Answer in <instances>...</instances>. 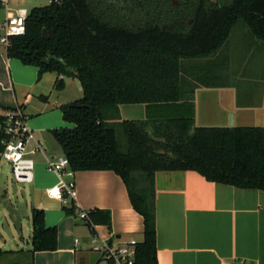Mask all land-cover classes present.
Segmentation results:
<instances>
[{"label":"trees","instance_id":"1","mask_svg":"<svg viewBox=\"0 0 264 264\" xmlns=\"http://www.w3.org/2000/svg\"><path fill=\"white\" fill-rule=\"evenodd\" d=\"M134 1L149 16L133 25L102 12L97 0L34 7L25 32L10 37L6 54L35 66L38 77L55 72L56 89L63 87L62 77L80 81L82 97L59 106L63 120L74 125L50 133L73 171L111 170L121 177L142 217L133 264H157L155 172L194 170L210 181L264 190V127L195 126L194 90L210 82L200 69L195 77L187 72L192 61L200 65L215 55L238 23L264 43V0H178V6ZM167 11L176 14L165 20ZM130 104H143L145 117L119 119V107ZM3 120L0 115L1 126ZM2 138L0 128V152ZM66 210L73 212V201ZM87 215L91 227L110 224L108 210ZM30 241V254L57 247V229L45 226L41 208L31 210ZM13 252L0 248V258Z\"/></svg>","mask_w":264,"mask_h":264},{"label":"crops","instance_id":"2","mask_svg":"<svg viewBox=\"0 0 264 264\" xmlns=\"http://www.w3.org/2000/svg\"><path fill=\"white\" fill-rule=\"evenodd\" d=\"M256 45L264 50V43ZM57 77L55 72H45L37 79L35 66L9 58L6 47L0 44V115L6 110L20 108L35 139L42 142L41 135L34 131V128H45L40 119L56 120L53 110L72 102L65 97L64 86L55 88ZM213 79L208 85H199L194 90L195 126L232 127L228 117L231 111L233 126L264 127V73L256 92L233 83L232 80L238 81V78H232V74L214 76ZM30 109L39 117L29 121ZM144 117L143 104L119 107V119ZM51 129L54 128L46 131L53 138ZM32 144L30 142L29 146ZM37 154L39 156L34 159ZM61 154L60 146L59 152L44 146V153L32 155L35 164L30 215L25 224L19 223V241L23 242V230L31 237L32 208H41L45 226L57 229L56 249L30 254V239L26 241L27 245L18 243L16 213L4 209L11 236L8 238L2 227L0 248L17 252L5 254L0 258L1 262L110 264L91 251L92 234L114 247L131 239L142 240V217L133 209L121 177L111 170L74 171L76 194L71 200L74 209L71 213L66 210L69 202L47 195L46 190L57 183L58 175L46 168V157ZM153 188L157 264H264V190L210 181L194 170L157 171ZM95 208L110 212L109 225L91 227L79 217L80 210L87 212Z\"/></svg>","mask_w":264,"mask_h":264},{"label":"rangeland","instance_id":"3","mask_svg":"<svg viewBox=\"0 0 264 264\" xmlns=\"http://www.w3.org/2000/svg\"><path fill=\"white\" fill-rule=\"evenodd\" d=\"M50 1L51 0H8L9 11H7V13H13L17 9L22 8H25L29 12L34 7L47 5ZM5 14L6 10H4L3 6L0 4V20ZM258 42L260 41L256 40L251 35L249 29L245 25L238 23L232 28L226 40V45H224V50L220 49L216 53V56L213 55L210 59H207L208 61L203 59L205 62L200 65L196 63L198 60L192 61L191 64H188L192 65V67L187 69L188 75H193L195 77L198 72L197 70L200 69L201 75L207 81L206 83H209L210 81H214L213 76H230L232 74V78H238V81L232 80L233 83L238 84L240 88H248L256 92L259 89L260 79L264 73V50L258 49L256 45V43L260 44L263 42ZM225 54L226 56L224 57ZM38 78L37 76V79ZM63 86V91L65 97L69 99L68 101H73L82 97V87L80 81L76 77L63 79ZM30 111L29 121L39 117V115L34 112L35 110L32 111L30 109ZM53 112L57 116L56 120H50V118L40 119V123L45 128L42 130L34 128V131L36 134L41 135L40 137L45 147L53 148L55 151L59 152V146L54 139L47 134L46 130L56 127H72L74 124L63 120L58 108L54 109ZM48 125L56 126L51 127ZM37 156H39V154L35 155L33 158L35 159ZM32 191L33 188L31 183L17 182L14 179L10 163L3 157H0V233L2 232L3 234V227L6 236H8V238L11 236L4 219V209L9 213H16L14 222L17 226L18 243H24V245H27L26 241L30 238L28 237V233L23 230V242L19 241V223L22 222L25 224L28 220L27 216L30 215V196L32 195Z\"/></svg>","mask_w":264,"mask_h":264},{"label":"built area","instance_id":"4","mask_svg":"<svg viewBox=\"0 0 264 264\" xmlns=\"http://www.w3.org/2000/svg\"><path fill=\"white\" fill-rule=\"evenodd\" d=\"M0 4L6 10L5 16L0 20V44L7 46L11 36L25 32V19L28 11L25 8L9 11L8 0H0ZM1 126L3 138L1 144L3 157L11 165V172L17 182L31 183L33 179L34 160L32 155L37 152L44 153L41 141L36 140L33 131L29 128L26 117L18 107L6 110ZM33 144L29 146V143ZM46 168L57 173L58 181L46 190L49 197L68 203L75 198V181L72 176L74 171L70 168L65 155L46 157ZM68 177V179H65ZM79 217L89 224L87 212L79 211ZM136 240L114 247L107 241H99L95 234L91 235L90 249L98 253L110 264H133L136 253Z\"/></svg>","mask_w":264,"mask_h":264},{"label":"flooded vegetation","instance_id":"5","mask_svg":"<svg viewBox=\"0 0 264 264\" xmlns=\"http://www.w3.org/2000/svg\"><path fill=\"white\" fill-rule=\"evenodd\" d=\"M212 1V0H211ZM97 2L102 5V12L106 9L111 11L116 19H120L122 22H126L129 25L136 24L138 22L146 21L149 16V11H143L139 8L138 3L134 0H97ZM173 6H178V0H171ZM213 3L215 1H212ZM165 20L171 18V15L176 14V12L167 11L163 12ZM191 22V19H189ZM162 27H166V23L162 24Z\"/></svg>","mask_w":264,"mask_h":264},{"label":"water","instance_id":"6","mask_svg":"<svg viewBox=\"0 0 264 264\" xmlns=\"http://www.w3.org/2000/svg\"><path fill=\"white\" fill-rule=\"evenodd\" d=\"M42 37L43 38L48 37V33H47V30L45 28L42 30ZM228 117H229V126H233V112L230 111L228 114Z\"/></svg>","mask_w":264,"mask_h":264}]
</instances>
